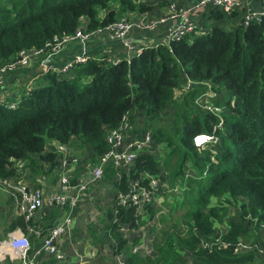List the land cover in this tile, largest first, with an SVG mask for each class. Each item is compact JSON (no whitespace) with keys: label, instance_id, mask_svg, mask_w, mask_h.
Masks as SVG:
<instances>
[{"label":"trees","instance_id":"1","mask_svg":"<svg viewBox=\"0 0 264 264\" xmlns=\"http://www.w3.org/2000/svg\"><path fill=\"white\" fill-rule=\"evenodd\" d=\"M167 3L0 0V66L21 50L43 48L77 28L91 32ZM235 13L208 7L201 11L199 23L204 33L140 46L128 60L109 63L99 53L85 51L87 61L73 65L69 74L41 71L43 77L25 94L19 92L16 98L0 101V180L18 175L15 163L19 160L33 171V178L44 165H48L47 171L57 168V145L67 150L89 149L87 161L95 164L109 148L103 139L105 131L116 128L123 117L132 126L137 110L143 113L142 122L147 125L173 105L177 109L175 132H180L179 142H173L162 127H152L151 143H163L168 148L164 156L143 151L130 167L118 170L107 161L101 179L111 181L115 193H125L130 184L147 187L146 175L155 176L160 186L163 178L159 172L163 171L169 185L182 186L181 198L174 202L188 206L180 226L184 232L180 234L175 225L158 230L152 258L132 252L130 246L137 243V238L128 242L120 232L121 226L139 227L154 217L157 207L147 205L143 209L146 216L141 217L133 208L114 202L101 219L103 237L113 242L112 254H123L126 264H185L179 245L192 257L193 264H261L253 252L236 254L234 247L240 237L264 239V16L247 25L238 17L229 28L209 24L225 20L226 15L237 18ZM183 80L198 84L181 92ZM204 83L223 93V108L218 112L206 108L200 112L195 106L202 107L197 103L200 94L215 96ZM10 102H15L13 108ZM132 131L140 136L137 128L132 126ZM200 133L212 134L216 141L219 137L218 148L193 147L191 139ZM185 166L192 169V177L184 176ZM165 190L159 187L152 200ZM237 201L241 203L233 219L228 214ZM59 216L57 208L44 206L32 221L13 217L6 229L25 232L26 225L40 227L38 237L25 232L30 247L35 248ZM214 223L225 227L220 240L228 245H213L211 251L198 248V242L213 234ZM50 262L45 259L42 264Z\"/></svg>","mask_w":264,"mask_h":264},{"label":"built area","instance_id":"2","mask_svg":"<svg viewBox=\"0 0 264 264\" xmlns=\"http://www.w3.org/2000/svg\"><path fill=\"white\" fill-rule=\"evenodd\" d=\"M157 1L161 0H144L147 4ZM245 1L197 0L191 4H186L180 3L177 0H168L162 13L157 16H148L144 13L135 17L120 18L113 23L102 28H97L91 32H83L80 28H77L72 34L64 36L60 40L53 39L51 42H47L43 48L19 51L15 58L0 66V87L3 86V82L7 76L29 66L34 58H41L43 60L58 52L62 45L70 43L79 42L81 46H84L87 40L96 36L105 37L114 44L113 47L106 49L99 56L105 58L109 63H117L121 59L128 60L129 56L137 53L139 49L137 48L133 52L127 51L129 50V45L127 44L128 35L132 31L151 32L158 28V26L172 21L173 27L165 36V39L180 40L185 36L200 35L205 32V29L194 18L196 14H199L208 7H216L228 14L236 12L239 14L240 21L244 25H247L251 21H259L264 16V0H248V4ZM254 2L256 6L253 5ZM84 52L72 55L71 58L62 64L54 65L43 63L41 69L44 72L69 74L73 65L82 64L87 61L88 57ZM195 84L198 83L183 80L180 89L187 90ZM23 86L24 89L21 92L25 94L32 84L27 82ZM211 96L212 94L202 93L198 96L197 101L207 100ZM14 103L10 102L9 107L13 108ZM204 105V108L211 111V113L220 110V108L209 106L205 102ZM141 134L140 136H136L132 131L130 120L128 121V119L123 117L116 128L105 131L103 139L109 148L106 153L97 159L95 164L87 161L80 165L77 158L67 156V149L64 146L57 145L58 173L55 186L50 191H45L42 186H33L30 183H14L10 178L0 180L1 188L11 200L15 213L17 216H21L24 222L32 221L38 210L44 207V205L48 208H57L60 211V216L46 229L35 248L30 247L25 232L38 237L40 227L36 228L30 224L26 225L25 232L20 228H15V230L7 233L6 238L0 241V259L8 257L9 259H18L21 264H42L45 257H50V264H68L70 261L68 257L66 258L64 250L60 248L59 243L61 239L64 240L71 234L70 230L73 225L72 212L87 197L86 193L90 187L94 186L101 179L102 168L105 162H111L112 167L117 170L122 168L127 169L132 165L139 153L150 149V132L145 130ZM215 142L216 137L214 135L205 133L196 134L191 139V143L195 148H203ZM71 167H78L82 170L72 174ZM145 178L147 180V187L130 184L125 193L116 192L114 205L133 208L135 213L141 217L146 216L147 211L143 209L147 205L156 206L154 200H152L153 194L159 187L162 189L165 187L162 184L159 186L155 176L146 175ZM72 179L74 183L70 182ZM42 180L40 178L38 182ZM168 190L178 192L182 190V186L178 187L175 185ZM240 203V201H237L231 205L230 209L235 211V218ZM213 229L214 232L209 238L200 241L202 246L208 250H212L213 245L221 248L226 247L228 243L220 240V232L225 227L214 223ZM130 248L132 252L139 253L142 246L137 241ZM248 252H253L255 259L259 262L261 261V264H264V239L255 240L252 237L238 238L235 243L234 253L240 254ZM116 264L126 263L123 259L117 258Z\"/></svg>","mask_w":264,"mask_h":264},{"label":"rangeland","instance_id":"3","mask_svg":"<svg viewBox=\"0 0 264 264\" xmlns=\"http://www.w3.org/2000/svg\"><path fill=\"white\" fill-rule=\"evenodd\" d=\"M230 26H226L225 28H229ZM204 28V27H203ZM191 38V36H189ZM38 82V80H35ZM33 83L31 81H26L25 78L22 82H17L15 84V92L14 94H18L19 92L23 91L24 83ZM209 86L211 92H214L215 96L213 98H208L207 100L197 101L200 106H196V108L201 112L205 111L204 102L209 104L212 107L223 108L222 101H223V93L221 90H211L209 83H204ZM180 91H185L180 89ZM179 100V99H178ZM204 101V102H203ZM134 115H132V126L133 129H138V135L140 131L147 128L150 132L152 127L160 126L167 134L172 136V141L175 143L179 142L180 132H175V129L178 127L177 123V109L173 106H167L159 115L158 118L153 120L152 122L145 125L142 121L141 112L134 110ZM143 114V113H142ZM142 119V120H141ZM200 121L202 117L199 115ZM136 135V134H135ZM142 135V134H140ZM137 136V135H136ZM219 144V137L218 141L212 143L208 146V148L212 149L213 151L218 148ZM163 143H151L150 145V153L154 154L156 157L164 156L166 150L168 148L164 147ZM46 146L45 148L47 149ZM67 156H72L77 158L83 163H86L89 156V149L84 151L80 150H67ZM36 158V156H35ZM17 174L16 176L10 178V180L14 183L18 182H25L30 183L31 185L35 186L38 183V186H42L45 188V191H50L53 189L57 179L58 173V166L54 169L47 171L48 165H44L41 169V173L37 172V176L33 178V171L29 169V167L24 164L23 161H17L15 163ZM27 169V170H25ZM73 174L74 172H79L82 169L78 167H71ZM55 170V171H54ZM183 174L185 177H192L193 171L190 166H185L183 168ZM159 176H162L163 180L161 184L163 187L166 188L165 193L158 194L154 198V202L157 206V211L154 214L152 219L147 220L145 223L141 224L139 227L129 229L127 226L122 225L120 228V232L122 233L123 237L128 241L131 242L132 238H137V241L142 246L141 251L139 253L142 256L152 258L155 255L153 249V238L157 235L158 230L164 229L169 225H175L178 228V232L183 234V230L181 229V224L185 222L183 219V211L188 210V206H181V203H175L176 199H180V191L174 192L170 191L172 185L168 184V176L166 177V173L159 172ZM42 178L41 182H38ZM184 186V185H183ZM86 198L84 201L78 205L73 213V235L70 238H66L64 240L66 245L69 248V254L75 251L74 247L77 246L81 253L83 250L88 248L87 257L88 261L87 264H116L117 258L111 252V247L113 246V242L109 241L108 238H104L102 234L103 224L102 222V214L106 209H109L115 202L116 193L114 191L113 185L111 181L106 180H99L94 186L90 187V189L86 193ZM4 201V199L1 197ZM7 200V199H6ZM213 199H211V202ZM5 202V201H4ZM11 206H13L10 200ZM3 202L0 203V208L2 209ZM45 206V205H44ZM161 216H165L164 219L160 220ZM229 217L235 218V211L230 209ZM28 241L30 240L27 237ZM197 247L200 249H204L206 251H211L202 246V243L198 242ZM177 249L180 253V256L185 259V264H193L192 257L187 255L183 249L177 245ZM65 253V252H64ZM67 253V252H66ZM65 253V254H66ZM124 258L123 254L121 255ZM68 260H70L71 256L68 255ZM90 258V259H89Z\"/></svg>","mask_w":264,"mask_h":264},{"label":"crops","instance_id":"4","mask_svg":"<svg viewBox=\"0 0 264 264\" xmlns=\"http://www.w3.org/2000/svg\"><path fill=\"white\" fill-rule=\"evenodd\" d=\"M180 3H186L191 4L197 0H177ZM248 4V0L245 1ZM254 6H256V3H253ZM164 5L155 6L152 8V10L146 12L145 14L148 16H157L162 13L164 10ZM220 10V9H219ZM227 14V13H226ZM237 18H234L233 16H227L223 19H220L218 21L213 20V22H209L212 24L218 23L219 25H222L224 27L232 26L235 22H237V19L239 17L238 13H235ZM139 15L138 13L128 15V17H135ZM195 21L197 23L202 22V15L201 12L199 14L195 15ZM173 27V22L168 21L156 28L155 30L151 32H138V31H132L128 35L127 44L129 45L127 50L128 52H133L140 46H153L157 43H161L165 40V36L168 34L170 29ZM114 44L111 40L102 37V36H96L94 39L86 43L84 46H81L79 42H75L73 44H66L62 46L58 52H56L54 55H51L50 57H46L43 60L41 58H34L31 61V64L20 71L10 74L7 76L3 82V86L0 87V99L4 100H11L12 98H15L17 96L14 94L15 92V84L17 82H22V80L25 78L26 81H31L35 84V80H38L39 78L43 77V74L41 73L42 65L44 62L46 63H63L68 58H71L74 54H80L84 51H92L101 54L106 49L113 47ZM139 112V111H138ZM142 115V113H141ZM26 170V169H25ZM1 197L4 199V201L1 199ZM7 199V200H6ZM3 202L2 209L0 208V241L4 240L6 238L7 233L15 230H8L7 225L10 223V221L13 219V217L17 216V214L14 211L13 206L10 204V199L7 197V195L4 193V191L1 188L0 185V203ZM70 233L73 235V226L70 230ZM66 240V238L64 239ZM64 240H60L59 246L64 250L66 253V258L68 255L71 256L70 262L68 264H87L88 257H87V250H83V253L80 252L79 248L77 246L74 247L75 251L69 254V248L66 245V242ZM122 255V254H121ZM51 260L49 257H45L44 260ZM90 259V258H89ZM51 263V262H50ZM0 264H21L18 259H9L8 257H4L0 259Z\"/></svg>","mask_w":264,"mask_h":264},{"label":"clouds","instance_id":"5","mask_svg":"<svg viewBox=\"0 0 264 264\" xmlns=\"http://www.w3.org/2000/svg\"><path fill=\"white\" fill-rule=\"evenodd\" d=\"M118 256H119L121 259H123V260H124V258H122V256H121V254H120V255H116L115 257H118Z\"/></svg>","mask_w":264,"mask_h":264},{"label":"water","instance_id":"6","mask_svg":"<svg viewBox=\"0 0 264 264\" xmlns=\"http://www.w3.org/2000/svg\"><path fill=\"white\" fill-rule=\"evenodd\" d=\"M44 64H46V62H44Z\"/></svg>","mask_w":264,"mask_h":264}]
</instances>
